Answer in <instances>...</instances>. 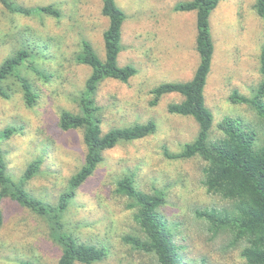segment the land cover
Returning a JSON list of instances; mask_svg holds the SVG:
<instances>
[{
    "label": "rangeland",
    "instance_id": "rangeland-1",
    "mask_svg": "<svg viewBox=\"0 0 264 264\" xmlns=\"http://www.w3.org/2000/svg\"><path fill=\"white\" fill-rule=\"evenodd\" d=\"M11 1L29 13L11 14L0 5V64L16 50L27 49L29 56L14 73L32 84L37 98L29 107L20 83L13 77L4 82L9 98L0 97V149L10 179L28 195L56 207L58 197L69 190L70 178L84 165L85 154L82 131H60L58 116L62 110L78 112L73 98L81 95L91 69L77 64L75 56L87 42L103 60L107 19L101 14L100 0ZM190 1L114 0L126 16L118 65L131 66L136 74L126 83L106 79L99 84L95 95L101 109L99 126L106 133L152 121L155 132L105 150L59 220L51 219L60 225L59 236L103 252L94 264H156L123 241L138 234L134 211L127 207L126 198L115 193L116 183L123 178H130L138 191L163 196L161 221L184 263L244 264L239 247H229L227 234L211 235L196 217L199 209L227 205L202 186L204 162L198 157H176L195 140L198 125L190 117L168 113V106L181 100L176 94H165L151 105L155 88L186 82L194 73L196 12L177 10ZM253 4L254 0H217L209 16L214 55L203 96L212 113V139L221 135L217 125L225 117L256 119L248 106L230 101L233 91L250 97L261 81L264 21L255 15ZM49 5L59 17L38 13ZM6 130L14 132L6 138ZM38 159V173L22 183L24 170ZM0 210V264H56L60 247L51 238L47 220L10 199L2 201Z\"/></svg>",
    "mask_w": 264,
    "mask_h": 264
},
{
    "label": "trees",
    "instance_id": "trees-1",
    "mask_svg": "<svg viewBox=\"0 0 264 264\" xmlns=\"http://www.w3.org/2000/svg\"><path fill=\"white\" fill-rule=\"evenodd\" d=\"M101 14L107 19V28L102 33L104 57L101 60L92 45L83 42L75 56V62L91 69L80 96L73 98L78 112L62 110L58 116L57 127L62 132L82 131L85 148L84 165L68 182V189L57 199L56 207H51L28 195L19 184L7 175L6 164L0 149V205L10 199L26 208L50 224L51 238L60 247L56 264H94L104 254L93 246L78 244L71 238L59 236L60 225L51 219L60 218L73 197L75 190L93 173L102 161V153L118 143L143 139L155 132V125L148 121L144 125H134L123 129H112L102 133L99 124L101 109L96 105L95 95L99 84L106 79L126 83L136 74L131 66H119L120 40L125 14L118 9L114 0H100ZM0 5L8 13L28 14L25 8L15 7L11 0H0ZM217 6V0H192L177 7L178 11H195V50L197 65L190 80L182 83L162 84L155 88V105L165 94H176L180 102L170 104L168 113L190 117L198 125L195 140L185 145L177 158H200L204 162L202 181L207 194L220 197L227 205L197 210L196 217L215 236L227 234L229 247H239V256L244 264H264V49L259 55L261 81L250 97L233 91L230 101L248 106L256 119L244 122L241 119L225 117L217 129L221 135L211 138L213 127L212 113L207 108L203 96L206 78L210 73L214 46L209 32V16ZM42 16L59 17L54 6H43L38 10ZM253 11L264 21V0H254ZM27 49L16 50L0 64V97L8 99L4 82L13 77L19 83L24 102L32 106L37 98L28 80H20L15 70L29 56ZM43 80L49 77L40 74ZM13 130H6L7 138ZM41 160H35L22 174V183L30 181L38 173ZM115 193L127 199V207L133 210V221L138 229L135 237L125 236L123 241L133 250L151 256L156 264H187L177 252L173 236L163 226L159 209L165 203L159 193L138 191L130 178H123L115 186ZM0 210V226L2 225ZM19 264H32L20 261ZM198 264H204L200 261Z\"/></svg>",
    "mask_w": 264,
    "mask_h": 264
}]
</instances>
